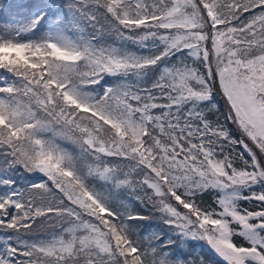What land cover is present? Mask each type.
<instances>
[{
	"label": "snow or ice",
	"instance_id": "6c2138e0",
	"mask_svg": "<svg viewBox=\"0 0 264 264\" xmlns=\"http://www.w3.org/2000/svg\"><path fill=\"white\" fill-rule=\"evenodd\" d=\"M0 264H264V0H0Z\"/></svg>",
	"mask_w": 264,
	"mask_h": 264
}]
</instances>
